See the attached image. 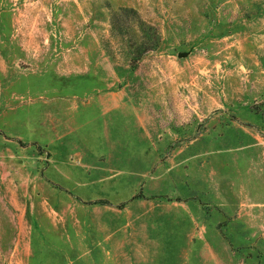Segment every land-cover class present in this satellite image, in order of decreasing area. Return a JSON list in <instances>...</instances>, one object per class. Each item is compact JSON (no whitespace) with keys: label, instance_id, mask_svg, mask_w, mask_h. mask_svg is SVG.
I'll return each instance as SVG.
<instances>
[{"label":"rangeland","instance_id":"obj_1","mask_svg":"<svg viewBox=\"0 0 264 264\" xmlns=\"http://www.w3.org/2000/svg\"><path fill=\"white\" fill-rule=\"evenodd\" d=\"M0 264H264V0H0Z\"/></svg>","mask_w":264,"mask_h":264},{"label":"trees","instance_id":"obj_2","mask_svg":"<svg viewBox=\"0 0 264 264\" xmlns=\"http://www.w3.org/2000/svg\"><path fill=\"white\" fill-rule=\"evenodd\" d=\"M128 11H129L128 9H122L121 12H126V15H125V16H127V15L129 14ZM152 45H153V44H152ZM155 47H156V45L154 44L153 46L148 47V48H147V51H148V50H151V49H154ZM141 56H142V55H141ZM141 56H140V58H141ZM140 58H138V59H140ZM92 203H95V204H108L109 201H108V200H104V199H98V200H96V201H93Z\"/></svg>","mask_w":264,"mask_h":264}]
</instances>
